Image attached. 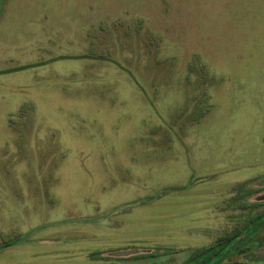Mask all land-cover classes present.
<instances>
[{"label":"rangeland","instance_id":"374dc122","mask_svg":"<svg viewBox=\"0 0 264 264\" xmlns=\"http://www.w3.org/2000/svg\"><path fill=\"white\" fill-rule=\"evenodd\" d=\"M220 239L264 264V0H0V264Z\"/></svg>","mask_w":264,"mask_h":264},{"label":"flooded vegetation","instance_id":"af4514ba","mask_svg":"<svg viewBox=\"0 0 264 264\" xmlns=\"http://www.w3.org/2000/svg\"><path fill=\"white\" fill-rule=\"evenodd\" d=\"M259 219V218H258ZM255 221V219H253V221L250 222V224L245 225L242 229V234H240V232H238L236 234V237H233L234 240H237L238 242V246L236 245L235 248H237L239 251H241V247L239 246V244L242 242H245V246L246 247L248 245L247 242V238H246V234H249L250 231H252V228L256 226V224L254 225L253 222ZM221 241H219V243L211 245L208 248V253H207V260L205 264H214V260H217L216 262H218V264L221 262L223 263V261H225V259L229 258V254L231 252V247H229V245L227 244L229 242V240H227L228 242L224 241L225 239H220ZM233 239H231V242L234 241ZM224 241V242H223ZM250 245H254L253 242H250ZM231 244V243H230ZM238 251V252H239ZM217 258V259H214ZM240 260L234 258L233 263H239ZM220 263V264H221Z\"/></svg>","mask_w":264,"mask_h":264},{"label":"trees","instance_id":"16d2710c","mask_svg":"<svg viewBox=\"0 0 264 264\" xmlns=\"http://www.w3.org/2000/svg\"><path fill=\"white\" fill-rule=\"evenodd\" d=\"M206 254L208 253V249H207V251L205 252Z\"/></svg>","mask_w":264,"mask_h":264}]
</instances>
